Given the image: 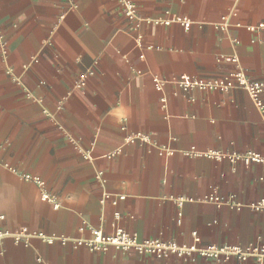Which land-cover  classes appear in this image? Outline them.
Returning a JSON list of instances; mask_svg holds the SVG:
<instances>
[{"label":"crops","instance_id":"obj_1","mask_svg":"<svg viewBox=\"0 0 264 264\" xmlns=\"http://www.w3.org/2000/svg\"><path fill=\"white\" fill-rule=\"evenodd\" d=\"M137 8L135 24L114 0H0L2 228L69 243L5 238L0 264H258L72 246L89 228L112 233L114 212L140 241L190 245L196 233L199 248L264 244V209L252 207L264 200V168L186 155L264 156L260 112L243 90L183 92L174 83L181 75L213 81L237 67L264 81V31L247 29L264 23V0H137ZM137 133L147 141L127 140ZM24 174L44 182L57 210ZM104 193L125 199L101 203Z\"/></svg>","mask_w":264,"mask_h":264},{"label":"built area","instance_id":"obj_2","mask_svg":"<svg viewBox=\"0 0 264 264\" xmlns=\"http://www.w3.org/2000/svg\"><path fill=\"white\" fill-rule=\"evenodd\" d=\"M117 5L121 8L124 16L131 22L138 24L143 21L138 14L137 0H114ZM177 23L181 24L184 29H188L190 22L183 18H178ZM155 24L169 25L171 20H165L163 22H154ZM219 27L224 28V24H220ZM249 31L263 30L264 23L257 24L256 26H247ZM264 41V40H263ZM239 42L233 40V44L237 45ZM3 42L0 40V47L4 52ZM219 60H224L234 65L238 64V60L233 56H222ZM35 62V61H34ZM9 73V72H8ZM15 83H18V79L15 78ZM84 80L82 79L77 86L83 85ZM174 83L183 92H190L192 90L198 91H218L227 92L231 89H238L245 91L251 98L255 108L260 112L264 120V81H251L249 80L240 68H236L230 72L224 78L216 79L213 81H202L199 79L191 78L187 75H181ZM154 88L157 91H161L163 88L162 81L158 78H153ZM164 101V100H162ZM129 142L139 140L146 142L147 138L142 134H134L127 138ZM170 155L172 152H168ZM187 156L194 158H204L206 160H213L217 162L228 161L229 163L240 162L243 165H258L264 168V156L253 151H246L243 153H224L221 151H205L201 152L195 148H191L187 153ZM89 154L85 157L88 158ZM23 180L35 183L40 189V200L52 204L53 209H58V204L52 195L44 190V182L36 176L30 174H24ZM124 195L111 196L110 194L104 193L101 198V203L106 200H110L112 206H116L121 200H124ZM207 201L213 202L217 207L221 206L222 200L215 196H209L206 198ZM252 207L258 211L264 209V200H261ZM119 213H113V232L110 234L104 233L101 229L89 228L90 238L86 240H75L72 242L74 248H85L90 252H106L109 249H114L117 252L125 253H136L142 256H150L156 259H166L174 257L182 260H193V256L196 255L204 260L210 261H224L228 262L231 260L244 262L249 258H254L258 264H264V244L251 245L245 248L241 246H214L210 245L207 247L199 248L197 243L199 238L196 233L192 234L193 243L190 245L178 244L175 241H163L160 239H145L139 240L134 234H130L126 230L119 227L116 222L119 220ZM4 216L0 214V254L2 252V242L5 238L11 239L15 244L27 245L30 238H38L43 242L52 244L55 241L60 242L61 245L69 244L68 240L64 237H48L43 233H34L28 231L26 228H21L16 232L5 231L2 228ZM179 222V220H177Z\"/></svg>","mask_w":264,"mask_h":264}]
</instances>
